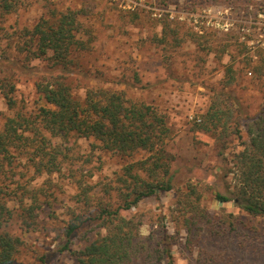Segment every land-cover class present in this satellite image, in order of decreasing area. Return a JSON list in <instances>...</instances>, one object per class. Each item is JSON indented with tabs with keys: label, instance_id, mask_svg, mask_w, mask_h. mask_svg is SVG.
<instances>
[{
	"label": "rangeland",
	"instance_id": "rangeland-1",
	"mask_svg": "<svg viewBox=\"0 0 264 264\" xmlns=\"http://www.w3.org/2000/svg\"><path fill=\"white\" fill-rule=\"evenodd\" d=\"M50 7L82 11L83 38L89 42L78 54V73L71 76L75 91L81 93L89 85L124 90L131 101L159 107L172 130L168 150L176 157V187L190 181L204 193L202 204L212 222L194 233L176 220V190L146 197L124 211L142 219L146 244L169 242L176 264H264V218L243 212L234 200L215 197L216 190L233 196L230 185L238 175L229 169L234 167V153L250 138L248 122L264 108V73L258 75L247 66L227 88L240 102L233 107L240 117V135L232 132L222 147L213 133L196 130L214 89L223 87L227 64L241 62L237 67H242L260 57L256 54L264 47V0H24L10 13L0 14V60L28 66L27 74L3 72L15 77L16 90L13 109L6 100L0 102V126L15 111L35 118L45 106L34 81L48 70L46 62L22 60L25 54L17 45L20 31L32 27ZM166 33L165 41L154 39ZM54 143L67 152L63 170L37 176L33 163L23 158L13 171L15 186L38 193L44 210L36 229L13 222L11 229L24 240L17 264H77V258L61 248L65 225L84 206L79 193L101 192L125 164L146 154L122 156L102 150L95 139L63 135ZM222 214L229 221L223 225L217 221ZM80 235L73 239L74 249L85 244Z\"/></svg>",
	"mask_w": 264,
	"mask_h": 264
},
{
	"label": "trees",
	"instance_id": "trees-1",
	"mask_svg": "<svg viewBox=\"0 0 264 264\" xmlns=\"http://www.w3.org/2000/svg\"><path fill=\"white\" fill-rule=\"evenodd\" d=\"M22 3L24 0H0V14L10 13ZM81 14L78 9L50 7L32 27L20 31L17 46L19 53L25 54L22 60L46 62L48 70L34 81L45 106L35 118L15 111L0 126V264H17L22 251L24 240L11 229L13 222L21 221L26 229H36L44 211L38 193H26L15 186L13 171L23 158L33 163L37 176L63 170L67 152L54 143L61 135L74 140L95 139L102 150L122 156L146 153L125 164L115 181L101 192L79 193L84 206L65 225L61 250L73 254L77 264H176L169 242L147 245L141 237L142 219L123 212L146 197L176 190V220L188 233L202 230L204 224L212 222V214L202 204L204 193L198 185L190 181L184 188L175 185L176 157L168 150L172 130L165 112L151 103L131 101L124 90L89 85L81 93L75 91L71 76L78 73V54L88 48L89 42L83 38ZM164 26L167 30L169 24ZM167 36L159 39L155 35L154 39L163 42ZM256 55L260 57L242 67H237L241 62L227 64L223 87L214 89L204 118L196 122V130L213 133L222 147L232 132L241 133L240 117L233 108L240 102L227 88L238 81V74L247 66H253L258 75L264 73V47ZM22 65L3 64L0 60V102L6 100L12 109L15 77L3 72L10 69L27 74L28 66ZM247 131L250 138L234 153V167L229 169H235L238 175L235 185H230L233 196L216 190L215 197L221 202L234 200L243 212L264 218V108L248 122ZM222 147L219 155L223 156ZM12 201L17 202L14 207ZM224 216L217 218L221 225L229 222ZM79 233L85 244L74 249L72 242Z\"/></svg>",
	"mask_w": 264,
	"mask_h": 264
}]
</instances>
